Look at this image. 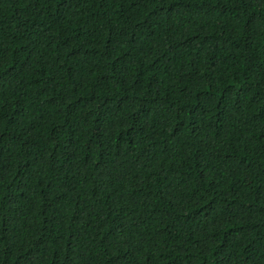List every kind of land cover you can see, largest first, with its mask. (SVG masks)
<instances>
[{"label":"trees","instance_id":"16d2710c","mask_svg":"<svg viewBox=\"0 0 264 264\" xmlns=\"http://www.w3.org/2000/svg\"><path fill=\"white\" fill-rule=\"evenodd\" d=\"M0 264H264V0H0Z\"/></svg>","mask_w":264,"mask_h":264}]
</instances>
